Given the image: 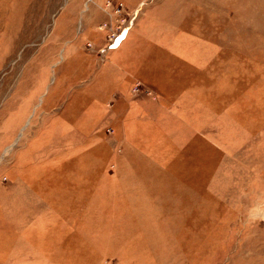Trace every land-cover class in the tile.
<instances>
[{"label":"rangeland","instance_id":"374dc122","mask_svg":"<svg viewBox=\"0 0 264 264\" xmlns=\"http://www.w3.org/2000/svg\"><path fill=\"white\" fill-rule=\"evenodd\" d=\"M0 264H264V0H0Z\"/></svg>","mask_w":264,"mask_h":264}]
</instances>
